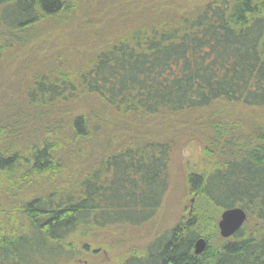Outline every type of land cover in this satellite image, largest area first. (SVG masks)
<instances>
[{
	"label": "trees",
	"instance_id": "16d2710c",
	"mask_svg": "<svg viewBox=\"0 0 264 264\" xmlns=\"http://www.w3.org/2000/svg\"><path fill=\"white\" fill-rule=\"evenodd\" d=\"M66 7V0H0V26L18 31ZM169 8L99 47L77 74L66 66V74L27 85L21 102H0V143L12 142L0 151V174L23 166L20 178L35 177L40 187L12 210L0 207V264H33L32 256L67 264L100 245L107 228L149 221L168 187L172 146L184 137L211 148L200 146L199 164L185 175L201 206L120 264H264V133L226 138L242 108L264 109V0ZM31 104L53 110L22 109V126L37 120L43 130L20 134L8 120ZM51 113L55 120L45 122ZM99 134L108 136L105 149L86 155ZM64 144L73 148L71 167L57 161ZM232 207L245 211V222L211 243L218 213ZM198 238L206 247L194 254Z\"/></svg>",
	"mask_w": 264,
	"mask_h": 264
},
{
	"label": "rangeland",
	"instance_id": "374dc122",
	"mask_svg": "<svg viewBox=\"0 0 264 264\" xmlns=\"http://www.w3.org/2000/svg\"><path fill=\"white\" fill-rule=\"evenodd\" d=\"M197 1L200 0H66L67 7L64 12L51 16L42 15V19L25 26L26 28L8 31L0 26V102H3L6 96L12 97V101L21 102V96L29 85L36 82L39 77H54L57 71L66 74L69 71L66 70V66L73 70V75L77 74L88 64L99 47L122 36L135 25L136 27L141 24L147 25L154 17L163 15L159 11L163 7L175 6L169 9L176 10L189 7ZM8 88L10 89L6 90ZM27 107L30 109L44 107L46 111H52L53 107L51 105L37 107L31 104L13 109V111L17 110L16 116L7 120L19 129L20 134L33 135L36 131L38 133L43 130V127L37 120L33 128L29 125L22 126L28 119V114L22 109H28ZM238 110L237 108L235 112ZM241 110L244 111L236 116V119L240 117L239 121L230 125L231 129L226 134V138L232 137L243 141L254 137L258 131L263 134L264 109L242 108ZM53 116V113L50 116L45 115V122L48 123L49 118L55 120L56 116ZM50 126L46 127L53 132L54 127ZM36 137L37 134L34 135L32 142L36 141ZM63 138L62 135L60 140ZM106 138H108L107 135L99 134L97 139L86 148V155L99 150L103 151L106 147ZM11 144L12 142L1 144L0 151L5 152L3 150H8L6 147ZM200 146L205 153L211 149L199 144L198 141L191 142L188 137L179 138L172 146L167 172L168 187L161 205L149 221L138 227L107 228L99 239L100 245L91 247L94 251L89 249L90 251L80 252L79 256L67 264H120L129 254L142 251L152 239L185 218L195 207L201 206L195 202L196 198L189 192L185 181L186 173L192 171V164L200 162L202 154ZM16 148L18 147L12 149ZM77 149L78 147L75 151ZM248 149L251 150L252 146ZM59 150L57 161L64 167H71L68 157L73 148L70 149L68 144H64L59 147ZM186 151L191 154L189 157L185 156ZM22 171L23 166H16L9 173L6 171L0 174L1 208L12 210L16 208L19 196L21 200L22 197H26L25 194L39 190L40 187L37 186L39 182L35 177L24 180L20 178L23 175ZM221 212L217 215L216 225ZM13 213L14 218L20 220L18 211L14 210ZM19 220L14 221L16 226L21 223ZM222 239L218 231L217 238L209 241L218 244ZM32 259L33 264H37L38 258L32 256Z\"/></svg>",
	"mask_w": 264,
	"mask_h": 264
},
{
	"label": "water",
	"instance_id": "95a60500",
	"mask_svg": "<svg viewBox=\"0 0 264 264\" xmlns=\"http://www.w3.org/2000/svg\"><path fill=\"white\" fill-rule=\"evenodd\" d=\"M246 220V213L239 207L224 209L217 222L219 235L222 238H228L236 233ZM205 248V240L198 238L193 244V253L199 254Z\"/></svg>",
	"mask_w": 264,
	"mask_h": 264
}]
</instances>
